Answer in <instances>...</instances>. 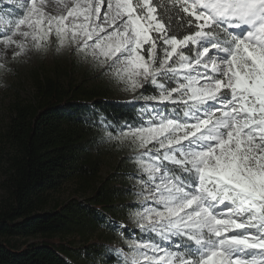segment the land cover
<instances>
[{
  "label": "snow or ice",
  "instance_id": "obj_1",
  "mask_svg": "<svg viewBox=\"0 0 264 264\" xmlns=\"http://www.w3.org/2000/svg\"><path fill=\"white\" fill-rule=\"evenodd\" d=\"M55 3L61 14L23 0L20 18L0 19L11 33L2 42L20 49L14 57L55 35L111 62L128 90L150 82L159 94L145 99L184 109L116 137L147 177L142 200L153 204L135 213L138 227L180 241L178 250L130 241L126 264H264V0Z\"/></svg>",
  "mask_w": 264,
  "mask_h": 264
},
{
  "label": "trees",
  "instance_id": "obj_2",
  "mask_svg": "<svg viewBox=\"0 0 264 264\" xmlns=\"http://www.w3.org/2000/svg\"><path fill=\"white\" fill-rule=\"evenodd\" d=\"M173 27L178 29L175 19ZM178 34L185 32L178 29ZM44 49L50 63L31 71V92L9 104L0 128L8 150L5 181L10 194L0 210V264H126V242L113 247L110 241L120 234L128 239L136 233L142 239L150 233L121 222L136 210L141 187L129 178L140 169L131 145L116 137L146 123L139 102H158L145 99L157 96L158 89L143 83L138 102L114 101L110 94L116 77L106 79L97 60L82 54L89 69L84 68L72 47L59 46L55 35ZM81 72V80L74 82L73 75ZM93 80L97 82H89ZM110 154L115 172L99 182L102 159ZM71 181L88 196L53 203L46 210L51 193ZM16 235L26 241L10 240ZM30 237L40 240L28 243Z\"/></svg>",
  "mask_w": 264,
  "mask_h": 264
},
{
  "label": "rangeland",
  "instance_id": "obj_3",
  "mask_svg": "<svg viewBox=\"0 0 264 264\" xmlns=\"http://www.w3.org/2000/svg\"><path fill=\"white\" fill-rule=\"evenodd\" d=\"M23 0H16V6L19 7L20 3ZM5 0H0V19L5 21H14L20 18L23 14V9L14 8L11 5H5ZM50 14L56 15L61 14L63 10H47ZM1 26L7 29L8 25L0 23ZM0 34H11L10 32L4 31ZM16 41H21L23 38L19 35L13 37ZM3 35H0V128L2 127V123L4 122V117L7 114L8 106L15 100L16 98H25L31 92V82L30 75L31 71L37 67L40 63L48 64L50 63V53L44 48L37 50L32 47L31 41L29 40L28 47L23 51L22 54L16 55L15 53H19L20 49L15 45H5L3 42ZM73 53L77 54V59L82 63L84 68H88V62L84 59L81 52H78L75 45H71ZM88 57H91L90 55ZM92 58V57H91ZM93 59V58H92ZM105 68V78L108 79L110 76L114 75V68L111 66V62H107L101 64ZM90 71H87L89 73ZM85 73H76L73 75V81L78 83L81 80V77ZM116 77V76H115ZM116 83L112 85V94H110V98L117 102H122L125 104L136 103L138 102L137 97V88L135 91H131L127 89L125 83L121 82L117 77ZM115 79H113L115 81ZM90 83L97 82V80L89 81ZM161 103L153 102V101H140L139 105L143 109L145 113L146 123L142 126H147L148 122L153 119L157 114L168 116L169 118L175 119L177 116L183 117V111L180 107H166L160 105ZM141 127V126H140ZM7 156L8 150L3 142L0 140V210H2L5 204L10 202V194L9 190L6 186L5 181V167L7 164ZM116 160L112 154L103 157L102 159V168L99 173L98 181H103L107 177H111L115 170ZM147 177L141 170L136 174L129 178L130 183L140 186V194L136 196V210L131 211L127 214L126 217L122 219V224L131 228V230L137 232H143L138 227V221L135 213L141 211L144 207L153 204L152 201H143L142 197L148 194V189H146L141 183V180H146ZM88 194H84L81 189L77 187L75 182H66L61 188L57 191L51 193L49 197V205L46 207V210H50L52 208L53 203H63L72 198L84 199ZM135 234H132V237L125 239L124 236L120 234V238L114 241H110L111 246L116 247L118 243H125L129 248V254L132 249L129 247V242L133 240H149L153 243H158L161 247H168L172 250H178L175 245L180 243L179 238L173 237L170 241L161 240L155 233H150V236H144L142 239L137 238ZM10 240H16L18 243L23 244L25 241L23 238L19 236H14ZM40 238L30 237L27 242H37ZM195 245H193L194 247ZM179 250H183L182 248ZM117 254H121L118 250H114ZM123 258V255H120Z\"/></svg>",
  "mask_w": 264,
  "mask_h": 264
},
{
  "label": "bare ground",
  "instance_id": "obj_4",
  "mask_svg": "<svg viewBox=\"0 0 264 264\" xmlns=\"http://www.w3.org/2000/svg\"><path fill=\"white\" fill-rule=\"evenodd\" d=\"M4 3L5 5H11V6H14V8L21 9L20 6L19 7L16 6V3H17L16 0H5ZM46 9L47 10H57V9L63 10L61 5H58L55 3V0H46ZM102 12H103V9H102ZM0 31L1 32L6 31L5 27L0 25Z\"/></svg>",
  "mask_w": 264,
  "mask_h": 264
}]
</instances>
